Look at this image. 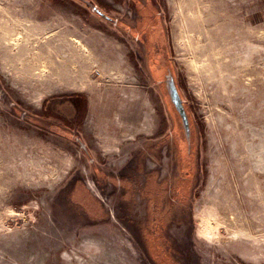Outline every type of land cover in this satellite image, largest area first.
<instances>
[{"label":"rangeland","instance_id":"obj_1","mask_svg":"<svg viewBox=\"0 0 264 264\" xmlns=\"http://www.w3.org/2000/svg\"><path fill=\"white\" fill-rule=\"evenodd\" d=\"M0 264H264V0H0Z\"/></svg>","mask_w":264,"mask_h":264},{"label":"water","instance_id":"obj_2","mask_svg":"<svg viewBox=\"0 0 264 264\" xmlns=\"http://www.w3.org/2000/svg\"><path fill=\"white\" fill-rule=\"evenodd\" d=\"M167 88H168V91L170 94L171 101L173 102L174 106L176 107V109L180 113V115L183 119V122H184L185 126L187 127V130L189 131V119H188V116L186 114V110H185V107L183 104V99L181 98L179 90H178L172 76L168 78Z\"/></svg>","mask_w":264,"mask_h":264}]
</instances>
